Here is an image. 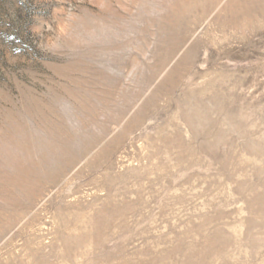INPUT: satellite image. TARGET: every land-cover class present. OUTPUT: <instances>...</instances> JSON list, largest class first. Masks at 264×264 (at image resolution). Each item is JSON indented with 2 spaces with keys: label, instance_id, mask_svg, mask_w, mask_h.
<instances>
[{
  "label": "rangeland",
  "instance_id": "1",
  "mask_svg": "<svg viewBox=\"0 0 264 264\" xmlns=\"http://www.w3.org/2000/svg\"><path fill=\"white\" fill-rule=\"evenodd\" d=\"M0 264H264V0H0Z\"/></svg>",
  "mask_w": 264,
  "mask_h": 264
}]
</instances>
